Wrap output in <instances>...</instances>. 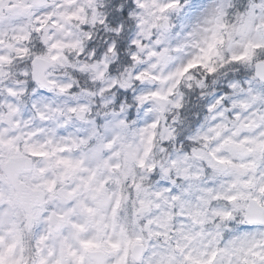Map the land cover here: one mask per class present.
I'll return each instance as SVG.
<instances>
[{"label":"snow or ice","instance_id":"obj_1","mask_svg":"<svg viewBox=\"0 0 264 264\" xmlns=\"http://www.w3.org/2000/svg\"><path fill=\"white\" fill-rule=\"evenodd\" d=\"M0 264H264V0H0Z\"/></svg>","mask_w":264,"mask_h":264}]
</instances>
